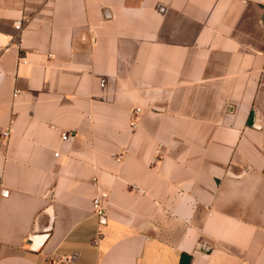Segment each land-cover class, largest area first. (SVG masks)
Returning a JSON list of instances; mask_svg holds the SVG:
<instances>
[{"label":"crops","instance_id":"1","mask_svg":"<svg viewBox=\"0 0 264 264\" xmlns=\"http://www.w3.org/2000/svg\"><path fill=\"white\" fill-rule=\"evenodd\" d=\"M184 254L264 264V0H0V264Z\"/></svg>","mask_w":264,"mask_h":264},{"label":"built area","instance_id":"2","mask_svg":"<svg viewBox=\"0 0 264 264\" xmlns=\"http://www.w3.org/2000/svg\"><path fill=\"white\" fill-rule=\"evenodd\" d=\"M15 26H16V29L18 31H21L23 28L22 21H18L15 24ZM17 94H16V96H17ZM132 127H135V123H132ZM8 135H9L8 133H5V136H8ZM67 139H68V135H64L63 140L66 141ZM122 158H123L122 156H118L117 160L121 161ZM107 198H108L107 194H102V195L98 196L97 198H95L93 201V211L102 223L104 222L105 217H106V209L104 206V200ZM55 264H74V262H73L72 258L66 257V258L62 259L61 261H59Z\"/></svg>","mask_w":264,"mask_h":264},{"label":"water","instance_id":"3","mask_svg":"<svg viewBox=\"0 0 264 264\" xmlns=\"http://www.w3.org/2000/svg\"><path fill=\"white\" fill-rule=\"evenodd\" d=\"M191 257L189 255H182L181 263L180 264H190Z\"/></svg>","mask_w":264,"mask_h":264}]
</instances>
